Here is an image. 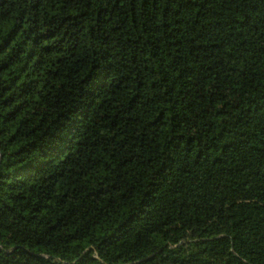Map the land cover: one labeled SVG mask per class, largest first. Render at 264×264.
Masks as SVG:
<instances>
[{
    "label": "trees",
    "instance_id": "16d2710c",
    "mask_svg": "<svg viewBox=\"0 0 264 264\" xmlns=\"http://www.w3.org/2000/svg\"><path fill=\"white\" fill-rule=\"evenodd\" d=\"M0 264H264V0H0Z\"/></svg>",
    "mask_w": 264,
    "mask_h": 264
},
{
    "label": "water",
    "instance_id": "95a60500",
    "mask_svg": "<svg viewBox=\"0 0 264 264\" xmlns=\"http://www.w3.org/2000/svg\"><path fill=\"white\" fill-rule=\"evenodd\" d=\"M0 159H1V154H0Z\"/></svg>",
    "mask_w": 264,
    "mask_h": 264
}]
</instances>
